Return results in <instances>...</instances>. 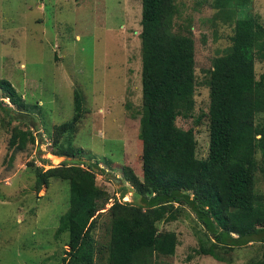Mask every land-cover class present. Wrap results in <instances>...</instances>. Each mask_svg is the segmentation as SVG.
<instances>
[{"label": "rangeland", "instance_id": "obj_1", "mask_svg": "<svg viewBox=\"0 0 264 264\" xmlns=\"http://www.w3.org/2000/svg\"><path fill=\"white\" fill-rule=\"evenodd\" d=\"M176 7L174 31L186 34L189 29L194 41L196 85L191 117L178 116L175 124L193 129L196 156L205 158L208 70L230 45L234 21L210 0H177ZM235 7L233 17L252 14L264 24V0ZM140 20L141 0H0V79L9 80L30 108L21 115L0 90V100L15 111L10 116L0 108V264H65L68 235L54 233L69 204V183L50 178L37 190L35 170L72 162L52 151L54 126L71 119L76 90L82 115L71 144L77 160L104 168V173H95L102 208L92 235L94 264H108L107 209L123 186L128 190L122 200L135 202L142 182ZM263 72L264 61L255 59L256 77ZM255 121H264V110ZM17 129L29 130L34 141L27 139L19 147L16 138L11 145ZM256 189L264 192V172L256 174ZM156 225L158 231L172 230L177 236L175 253L158 261L249 264L262 257L264 244L259 242L222 251L224 261L199 253L204 229L188 208L176 220Z\"/></svg>", "mask_w": 264, "mask_h": 264}, {"label": "trees", "instance_id": "obj_2", "mask_svg": "<svg viewBox=\"0 0 264 264\" xmlns=\"http://www.w3.org/2000/svg\"><path fill=\"white\" fill-rule=\"evenodd\" d=\"M176 2L141 0L142 182L135 202L122 200L128 190L123 186L107 209L108 264H168L157 259L175 253L177 236L172 230L158 231L156 223L176 220L185 208L204 229L198 239L203 255L224 261L223 252L249 242L264 244V192L256 189V174L264 172V121H255L264 110V72L258 78L255 73V59L264 61V24L252 14L233 17L235 6L250 0H210L234 24L230 45L208 70V155L198 158L193 129L175 124L178 116L191 117L196 85L193 38L189 29L186 34L173 29ZM0 90L21 115L30 111L9 80L0 79ZM7 107L0 100L1 110L11 116L14 110ZM73 108L70 120L54 126L52 151L72 162L37 167L35 188L48 185L50 178L68 181L69 204L54 235H68L65 264H94L92 231L102 208L95 173L104 168L77 160L71 144L82 115L77 90ZM16 138L19 147L34 141L29 130H15L11 145ZM262 249V257L249 264H264Z\"/></svg>", "mask_w": 264, "mask_h": 264}]
</instances>
